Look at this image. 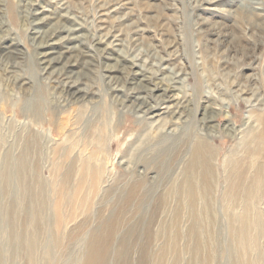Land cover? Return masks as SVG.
<instances>
[{"label":"rangeland","instance_id":"rangeland-1","mask_svg":"<svg viewBox=\"0 0 264 264\" xmlns=\"http://www.w3.org/2000/svg\"><path fill=\"white\" fill-rule=\"evenodd\" d=\"M67 1L79 10L87 25H95L94 7L99 0ZM130 1L109 20L124 22V37L128 34L136 38L138 48L134 54L145 58V53L154 49L158 56L167 57L165 52L172 55L168 66L184 73L181 84L189 99L188 113L193 123L190 126L204 132L199 120L203 107L219 110L207 130L214 147L216 185L208 199L201 198V190L196 188L197 198L191 201L176 186L161 183L158 176L152 184L132 185L129 167L175 135L159 141L151 130L144 131L137 113L117 104L106 79L102 77L100 81L97 77L98 71L90 73V80L99 89L108 133L99 142L87 135L94 100L78 106L84 111L78 130L71 125L77 106L57 113L49 90L44 89L46 107L32 114L28 109L29 96L17 88L6 89L0 81V157L20 156L25 151V141L35 135L40 141L49 139L57 147L67 144L69 151L81 152L115 180H124L123 184L92 185L79 182L81 173L76 170L68 175L70 182L62 183L67 174L57 165L63 159L53 156L50 142L47 146L41 142L40 154L25 152L27 164L20 177L15 176L12 165L9 167L11 176L6 191L0 172V264H30L29 240L34 241L33 264H88L89 244L100 233H110L105 264H264V220L259 222L251 215L241 220L231 215L224 198L229 171L226 163L234 153H245L243 144L252 116L264 113V15L249 12L238 20L226 13L239 7L249 10L241 4L249 0L216 2L214 10L197 9L195 0ZM258 1L264 11V0ZM23 2L3 0L5 7L13 5L15 9L23 8ZM134 20H139L143 30L131 35L126 29ZM11 26L21 43V68L31 72L28 60H34V49L26 26L19 18ZM144 58L140 64L146 66ZM32 79L42 87L49 85L46 80ZM29 90L27 87L26 92ZM167 104L170 103H161L160 110ZM115 122L119 125L114 129ZM225 122L232 124L235 133L223 131ZM115 136L119 138L117 144L112 143ZM121 159L127 164L121 165ZM171 175L172 179L181 177L178 169ZM132 190L131 200L128 192L131 194ZM242 224L246 228L244 234L238 233ZM121 246L125 252L115 258L114 252Z\"/></svg>","mask_w":264,"mask_h":264},{"label":"bare ground","instance_id":"bare-ground-1","mask_svg":"<svg viewBox=\"0 0 264 264\" xmlns=\"http://www.w3.org/2000/svg\"><path fill=\"white\" fill-rule=\"evenodd\" d=\"M195 1L197 2L194 6L197 9L205 10H214L213 5L220 1L236 3V0ZM24 2L23 8L15 9L13 5L5 7L3 0H0V81L3 82V86L8 90L17 88L29 96L28 109L32 114H37L46 107L45 90H49L48 95L57 113L77 106L71 125L78 130L84 120V111L78 106L94 100L95 108L90 113L87 135L99 142L106 138L108 133L106 134L102 116L99 89L94 81L90 80V73L98 71L97 77L100 81L102 77L106 79L113 94L111 96L117 104L122 109L128 107L137 113L136 116L142 122L144 131L151 130L156 134L155 140L159 141L175 135L170 142L159 146L154 152L147 151L148 156L139 158L134 162V166L129 167L131 180L129 182L134 186L152 184L158 176L163 180L161 183L182 190V195L189 201L197 198L195 189L198 187L201 190V198L208 199L217 178L214 175L212 161L214 147L212 148L210 144L207 130L211 128L213 114L219 110L205 105L211 108L209 110L203 107L199 119L203 126L201 128L205 131L200 132L192 128L193 123L188 113L189 99L181 84L182 80L184 81V73L167 64L173 59L172 55L165 52L167 57L158 56L154 49H149L145 53V58L140 53L134 54L138 48L136 38L128 34L124 37L125 31L122 28L124 22L112 23L109 20L113 13L121 12L131 1L99 0V4H95L94 7L96 12L93 16L94 26L87 25L79 10L67 0ZM241 4L249 10L239 7L226 13L235 15L238 20L249 12L264 15L258 0L243 1ZM18 18L26 26L24 29L34 49L32 54L34 60H28L30 70L32 66L31 72L27 68L25 70L21 68V62L24 60L22 50L18 47L21 43L17 39L16 30L11 26V22ZM126 30L134 35L143 28H140L139 20H134ZM211 32L214 33L209 31ZM214 34L220 37L219 33ZM143 58L147 62L146 66L140 64ZM151 59L155 61L152 62ZM26 74H29V77ZM37 74L44 77L41 79ZM32 77L41 82L46 80L49 85L42 87ZM27 87H30L29 92H26ZM156 90L159 91L157 94L154 93ZM179 93H182L181 97H177ZM165 102L170 104L161 111L160 104ZM251 122V128L243 144V148L246 147L245 153H240L241 151L234 153L226 163L229 171L225 177L224 198L227 201V212L231 215H237L241 220L251 215L260 222L264 220V113L254 114ZM118 125L115 122L113 128ZM235 130L231 123H224L225 133L233 134ZM118 139L115 136L112 143L117 144ZM41 142L47 146L50 140L45 138L40 141L37 136L31 135L25 141V151L20 156L13 158L5 154L0 157V172L3 174L5 191L7 180L11 176L9 167L12 165L15 169L13 173L17 178L20 177L27 164L25 152L40 154ZM50 145L53 156L63 159L62 164L57 165V167L61 165L67 174L62 183L70 182L68 175L76 170L81 173L79 182L88 181L92 185L124 183V180L112 178L106 169L91 164L81 152L69 151L67 144L57 147L58 145L50 142ZM119 163L125 165L127 161L121 159ZM124 167L128 169L127 166ZM176 169L181 173L179 180L172 179L171 173ZM133 196V190L131 194L128 192L131 200ZM139 206L140 203L137 207ZM237 208L239 210L235 214ZM245 230V224H242L238 233L244 234ZM107 234H96L92 238L88 247V264H105L110 244V233ZM27 244L29 263L33 264L34 241L29 240ZM123 249L126 248L121 246L116 253L114 252L115 258L124 254Z\"/></svg>","mask_w":264,"mask_h":264}]
</instances>
